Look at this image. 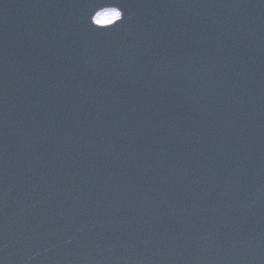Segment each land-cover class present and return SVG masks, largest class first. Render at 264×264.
<instances>
[{
	"label": "water",
	"instance_id": "95a60500",
	"mask_svg": "<svg viewBox=\"0 0 264 264\" xmlns=\"http://www.w3.org/2000/svg\"><path fill=\"white\" fill-rule=\"evenodd\" d=\"M0 262L264 264V0H0Z\"/></svg>",
	"mask_w": 264,
	"mask_h": 264
},
{
	"label": "clouds",
	"instance_id": "9594fccd",
	"mask_svg": "<svg viewBox=\"0 0 264 264\" xmlns=\"http://www.w3.org/2000/svg\"><path fill=\"white\" fill-rule=\"evenodd\" d=\"M123 13L116 7L105 8L95 14L92 22L99 27H108L120 20Z\"/></svg>",
	"mask_w": 264,
	"mask_h": 264
},
{
	"label": "snow or ice",
	"instance_id": "6c2138e0",
	"mask_svg": "<svg viewBox=\"0 0 264 264\" xmlns=\"http://www.w3.org/2000/svg\"><path fill=\"white\" fill-rule=\"evenodd\" d=\"M124 15H125V14L123 13V15H122V17H121V19H120V20H122V19H123ZM92 18H93V16H90V21H91V22H92ZM120 20H117V21H120ZM117 21H116V22H117ZM109 26H110V25H109ZM0 264H2V262H0Z\"/></svg>",
	"mask_w": 264,
	"mask_h": 264
}]
</instances>
